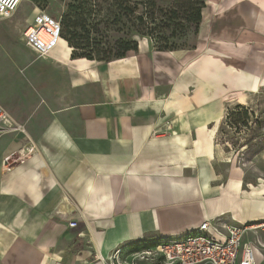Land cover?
Masks as SVG:
<instances>
[{
	"label": "crops",
	"instance_id": "0c3cea01",
	"mask_svg": "<svg viewBox=\"0 0 264 264\" xmlns=\"http://www.w3.org/2000/svg\"><path fill=\"white\" fill-rule=\"evenodd\" d=\"M71 61L84 63L85 100L39 128L0 131V264H99L206 219H264L262 187L242 189L236 169L219 181L213 156L224 106L264 87V0H206L193 48L141 37L122 58ZM256 239L264 230L243 237Z\"/></svg>",
	"mask_w": 264,
	"mask_h": 264
},
{
	"label": "rangeland",
	"instance_id": "374dc122",
	"mask_svg": "<svg viewBox=\"0 0 264 264\" xmlns=\"http://www.w3.org/2000/svg\"><path fill=\"white\" fill-rule=\"evenodd\" d=\"M157 1L160 4L170 2ZM68 2L41 0L34 3L21 0L10 17L0 18V106L23 128L25 124L39 128L56 111L73 107L85 100V79L82 81L80 74L76 73V69L84 67V63L76 64L68 59L71 48L63 38L64 44L58 42L45 58L29 50L22 39V32L31 23L33 16L39 12L46 13L60 21ZM95 2L97 5L92 7L93 10H97L98 5L107 8L111 4L110 0L106 3L102 0ZM93 14L94 11L91 16ZM112 38H116V35ZM181 42L191 46L195 43V36L187 35L179 40ZM66 52L68 56L63 61L60 57ZM233 100L224 106V116L215 135L217 149L213 155L216 162L214 169L219 173V181L229 177L231 169H236L243 181L242 189H248V185H260L264 191V87L248 93L244 103L236 98ZM235 105H243L248 109V127L242 126L241 121L234 123L227 117V109ZM62 117L70 125L76 123L74 116ZM131 255V251L124 252L122 258L128 260Z\"/></svg>",
	"mask_w": 264,
	"mask_h": 264
},
{
	"label": "trees",
	"instance_id": "16d2710c",
	"mask_svg": "<svg viewBox=\"0 0 264 264\" xmlns=\"http://www.w3.org/2000/svg\"><path fill=\"white\" fill-rule=\"evenodd\" d=\"M95 1L69 0L61 15L60 38L71 48V59L107 62L122 58L127 51L137 50V37H145L157 51L193 48L194 44L186 46L179 40L197 35L206 5V0H170L167 4L157 0H110L107 8L98 5L93 10ZM226 112L234 123L241 121L242 126L248 127L249 113L243 105H235ZM159 241H140L131 249H147Z\"/></svg>",
	"mask_w": 264,
	"mask_h": 264
},
{
	"label": "built area",
	"instance_id": "2783aa9c",
	"mask_svg": "<svg viewBox=\"0 0 264 264\" xmlns=\"http://www.w3.org/2000/svg\"><path fill=\"white\" fill-rule=\"evenodd\" d=\"M21 0H0V18L10 17ZM47 35L44 42L40 36ZM25 44L36 54L45 58L58 44L60 39V23L46 13H37L31 23L23 30ZM23 130L9 115L0 108V131ZM34 152L33 147L24 152H13L4 158L6 164L15 162L27 154ZM11 158V159H10ZM77 222L71 220L69 227H75ZM264 230V219L254 222L227 223L223 216L202 221L181 239H161L147 249L130 250V259L123 260L122 254L126 247L117 248L107 258L96 255L99 264H136L138 261H148V264H256L258 256L264 262V242L259 239L245 242L246 232Z\"/></svg>",
	"mask_w": 264,
	"mask_h": 264
},
{
	"label": "bare ground",
	"instance_id": "6f19581e",
	"mask_svg": "<svg viewBox=\"0 0 264 264\" xmlns=\"http://www.w3.org/2000/svg\"><path fill=\"white\" fill-rule=\"evenodd\" d=\"M40 38L44 41V42H46L47 40H48V36L47 35H42V36H40ZM60 40V39H59Z\"/></svg>",
	"mask_w": 264,
	"mask_h": 264
}]
</instances>
